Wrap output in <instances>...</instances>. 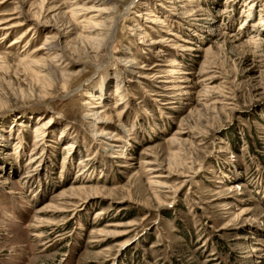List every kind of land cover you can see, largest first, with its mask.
Segmentation results:
<instances>
[{
  "label": "rangeland",
  "instance_id": "obj_1",
  "mask_svg": "<svg viewBox=\"0 0 264 264\" xmlns=\"http://www.w3.org/2000/svg\"><path fill=\"white\" fill-rule=\"evenodd\" d=\"M76 2L0 0V23L23 24L0 30V264H264V0H114L131 10L96 59ZM58 31L73 66L42 80Z\"/></svg>",
  "mask_w": 264,
  "mask_h": 264
},
{
  "label": "bare ground",
  "instance_id": "obj_2",
  "mask_svg": "<svg viewBox=\"0 0 264 264\" xmlns=\"http://www.w3.org/2000/svg\"><path fill=\"white\" fill-rule=\"evenodd\" d=\"M77 1H82V2L81 3L76 2V5H74L76 8L73 7L74 9L71 10L70 16L72 17L73 23H75L74 21H76V18L79 17V15H82L81 13H84L87 15V13L89 12H95V15L89 16V18L85 22L86 35L85 36L79 35L78 38L80 39V45H84L85 48H87L88 54H93L91 58L96 59L99 56V53L102 49H106V48L111 49L113 45V41L115 39L114 34H115L116 25L118 23L117 18L119 16L121 17L125 15L127 11L129 12L131 10L130 9L131 7L126 8L125 12L122 15L121 14L117 15L118 9L116 8L115 5H113L114 0H98L97 2L96 0H77ZM87 3H91V5L87 7ZM144 15L146 16L145 21H148L152 25H164L165 24L164 20L160 19V17H157L156 14H154L152 10H146V13ZM9 21L10 19L9 20L6 19L5 21H2L0 23V30L9 31L11 28L20 27L23 25V24L10 23ZM33 29L34 27L29 26L27 28V32H32ZM141 29L142 28L137 27V29H135L134 32L135 33L140 32ZM27 32L26 33L22 32V34L20 35V39H23L24 37H26ZM71 34H72L71 31L65 32V33L58 31L57 36L55 35L56 37H51L49 41H46V44L44 46H46L47 48L43 47L37 50V52L39 51L47 52L44 58L43 57L38 58L35 62H32L39 66L40 72L42 73L41 74L42 80H45L47 76H52L54 79L57 77L58 78L68 77L67 76L68 70L70 69V67L73 66L71 64L72 62L67 63L66 62L67 59H65V57H67L66 50L69 49V46L67 44L64 48L60 49V46L57 45V43L59 42L60 39H63V38L68 39L69 37L71 38ZM143 34L145 37V39L142 37L144 39L143 44H147L146 40L148 38V34L147 32H143ZM139 35H142V34L139 33ZM17 41L18 40H14L12 45H14V43H18ZM120 60L123 63H125L126 66L128 67H133V65L135 64L134 61L131 60L129 56H125ZM75 63L77 62L74 61V64ZM158 66L159 65L157 64L154 65V67H158ZM130 73H134V72L131 71ZM115 84L116 86H118V82H115ZM117 88L119 89V87H116V90ZM89 97L92 99L97 98V97L102 98L101 94L99 93L97 95H93L92 93L89 95ZM121 100L122 99H120V101ZM85 107L86 108L84 111L85 112L84 118L88 120L87 123L93 130V136L97 137L96 140L102 146V150L105 153L110 154L112 158L119 159V158H122V156L125 157V153L128 151V146H129L128 141H127V136L121 137V135H119L120 137L113 138L106 131L107 127H109L110 123L112 122L113 117L105 114V112L100 109L101 106L99 105V103L93 104L90 102H86ZM122 113H123V110L118 111L116 115L117 119H120L122 117ZM43 126L44 124L39 125L40 130L41 128H43ZM42 136L43 135H41V138H43ZM151 184L156 186L159 184V182L154 181V182H151ZM63 196H66V195L63 194ZM72 196L74 195L73 194L70 195V198H72ZM90 197L92 198L91 195H88L86 199Z\"/></svg>",
  "mask_w": 264,
  "mask_h": 264
}]
</instances>
